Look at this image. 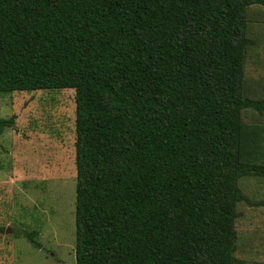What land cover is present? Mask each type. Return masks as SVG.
I'll return each instance as SVG.
<instances>
[{"label": "trees", "instance_id": "1", "mask_svg": "<svg viewBox=\"0 0 264 264\" xmlns=\"http://www.w3.org/2000/svg\"><path fill=\"white\" fill-rule=\"evenodd\" d=\"M253 5L0 0V93L76 90V264H264L235 255Z\"/></svg>", "mask_w": 264, "mask_h": 264}, {"label": "rangeland", "instance_id": "2", "mask_svg": "<svg viewBox=\"0 0 264 264\" xmlns=\"http://www.w3.org/2000/svg\"><path fill=\"white\" fill-rule=\"evenodd\" d=\"M244 96L264 99V7L247 13ZM0 264H76V90L0 93ZM256 164L264 165V114L242 112ZM251 147V146H250ZM235 255L264 261V176L243 177ZM35 231L36 246L20 231Z\"/></svg>", "mask_w": 264, "mask_h": 264}]
</instances>
